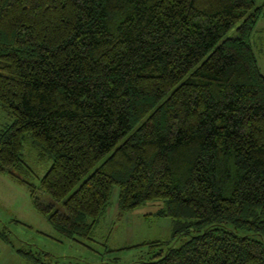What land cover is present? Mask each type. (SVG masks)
Here are the masks:
<instances>
[{"label":"trees","instance_id":"trees-1","mask_svg":"<svg viewBox=\"0 0 264 264\" xmlns=\"http://www.w3.org/2000/svg\"><path fill=\"white\" fill-rule=\"evenodd\" d=\"M263 8L0 0V107L13 121L0 172L69 239L90 237L115 187L122 213L161 202L172 240L146 243L150 257L132 264H264V74L252 43ZM26 134L52 160L39 186L16 173Z\"/></svg>","mask_w":264,"mask_h":264},{"label":"rangeland","instance_id":"rangeland-1","mask_svg":"<svg viewBox=\"0 0 264 264\" xmlns=\"http://www.w3.org/2000/svg\"><path fill=\"white\" fill-rule=\"evenodd\" d=\"M257 6L264 0H256ZM253 48L264 74V8L256 25ZM0 107V131L12 124ZM25 167L17 171L22 178L39 186V180L51 166L49 156H42L33 144L30 134L23 142ZM45 205L54 203L45 192H36ZM161 202H151L139 209L122 213L119 209V188L113 189L105 213L96 222L90 237L76 236L73 239L60 235L51 225L48 216L34 204L28 185L21 183L9 173L0 172V258L2 264H33L18 250L30 253L41 264H132L151 255L149 242L171 241L173 223L169 217H157L155 213ZM6 235V241L1 234ZM8 241V242H7ZM182 240L176 241V247Z\"/></svg>","mask_w":264,"mask_h":264},{"label":"crops","instance_id":"crops-1","mask_svg":"<svg viewBox=\"0 0 264 264\" xmlns=\"http://www.w3.org/2000/svg\"><path fill=\"white\" fill-rule=\"evenodd\" d=\"M0 264H2V260H1V258H0Z\"/></svg>","mask_w":264,"mask_h":264}]
</instances>
